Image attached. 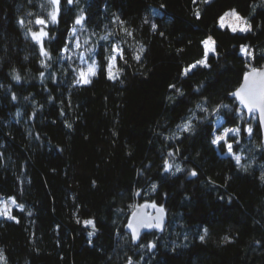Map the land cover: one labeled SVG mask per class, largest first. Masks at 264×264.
I'll use <instances>...</instances> for the list:
<instances>
[{"label": "trees", "instance_id": "obj_1", "mask_svg": "<svg viewBox=\"0 0 264 264\" xmlns=\"http://www.w3.org/2000/svg\"><path fill=\"white\" fill-rule=\"evenodd\" d=\"M51 10L47 0H0V199L23 205L15 220L0 217V264H264L262 129L232 95L264 68V0H61L45 29L48 59L28 29ZM229 10L251 30L221 28ZM73 27L94 49L90 84L76 83L61 51ZM208 38L209 66L184 75ZM113 46L123 59L109 79ZM228 128L241 132L240 165L211 143ZM148 203L167 225L135 243L126 226Z\"/></svg>", "mask_w": 264, "mask_h": 264}, {"label": "snow or ice", "instance_id": "obj_2", "mask_svg": "<svg viewBox=\"0 0 264 264\" xmlns=\"http://www.w3.org/2000/svg\"><path fill=\"white\" fill-rule=\"evenodd\" d=\"M47 2L52 6V10L50 12H48L47 14V19L44 17H37L35 19V23L37 25H41L42 27L39 29V31H32V29H28V32L30 33L32 39L34 41H36V43L39 45V50H40V54L42 56L47 57L48 59H51V55L50 53L45 49L44 47V38L47 37L49 34L47 31H45V29L48 27L49 24H56L58 23L59 20V14H60V7H61V0H47ZM66 2L68 4H73L74 0H66ZM204 2L208 3L210 2V0H204ZM41 7H43V5H41ZM197 17H199V12L196 13ZM226 16H233L235 17L236 21H242L243 18L239 16V14L235 11L232 10L230 13H225L224 17L220 18V24L221 27H224V18ZM84 16L81 15L79 16L75 23L76 24H82L84 22ZM19 23L22 26H25V21L23 19H21L19 21ZM28 23H32V21H29ZM244 24H246V22H244ZM155 27V25L153 26ZM231 30L233 32H236L237 30L241 31V32H246V31H250L251 30V25H247V26H242L240 23H236V24H232L230 25ZM75 27H73L72 32L73 34H75ZM127 31V30H125ZM128 35H131V33H127ZM102 39L107 40L108 37H102ZM211 42V44L213 45V47L209 48V43ZM205 47H206V53H205V59L198 61L197 64L203 65L204 67H208L209 65L207 64L206 60H207V53L208 51H211L213 53H215V47L214 41H211V38H209V40H206L203 42ZM76 46L80 47L79 41H76ZM242 52H244L246 55H251V53H249L247 51L246 48H244L242 46ZM62 52H68L69 49L67 47L63 48L61 50ZM89 51H92L91 49ZM141 51H143V49H141ZM117 57H119L120 59H123V50L120 49L117 46H113L112 48V54L108 56V64L106 66V72L108 74V78L109 79H116L118 76V73L120 71L119 67L117 66ZM81 59H83V57H81ZM89 59H91V57H89ZM136 59H139V56L136 57ZM42 64H44V61L41 62ZM44 66H47L46 64H44ZM197 67L196 64L191 65L188 69H186L184 71V75H187L189 71H191L192 68ZM97 68L98 65L96 64L95 61H93L91 64H89L88 68L85 69H78V79H76V83L77 84H90L91 81V77H94L97 75ZM43 76V73L41 74ZM252 76L253 79L251 81V84L249 85V77ZM13 79L19 81L21 79L20 75L18 73H16L13 76ZM170 87H175L174 85H171ZM233 96L238 97L240 100V103L244 105V107L247 109V112L249 115L255 113V112H259L261 115V122L264 123V72H259L257 69L253 68L251 73H247L245 75V86L242 87L241 89H239L238 91L232 93ZM12 99L15 100L16 96L13 94L12 95ZM197 107L199 108L200 105H197ZM223 107H228L227 105H224ZM202 111H207V109H201ZM237 115H242L241 113H237ZM70 127V125H69ZM181 130L188 132L192 130V122L191 120H187L182 126H181ZM245 131L247 132V134L249 136L252 135L253 133V129L251 127H248L245 129ZM240 133V129L239 128H235V129H226L222 135H217L215 136L212 140L211 143L213 145H217L220 146L223 142V145L227 148L228 153L232 154L237 165L241 164V157L239 155H235L233 153V146L232 143L228 142V136L229 134H231L232 136L236 137L239 136ZM171 155V154H170ZM165 171H172L173 169V165L168 163L167 161L165 162ZM175 171L176 172H180L182 171V169L179 167V165H175ZM190 175L192 176H196L197 173L193 170L191 171ZM262 179H264V177H262ZM12 203L16 204L15 199H12ZM154 206V205H153ZM17 207H19L21 210H23V205H17ZM160 212L163 213L164 209L161 208ZM0 215H5L8 216L9 219H13L15 220L16 218L14 216H11L9 211H8V204L4 203L3 204V210L0 211ZM85 225H91L93 228H95V224L92 220H87L84 221ZM128 227L130 229H132V233H133V239L135 240H139L140 239V229L141 228H160L161 225L160 223H156L153 224L151 222H145V221H139L135 226L132 224H129ZM205 232H207V230L205 229ZM201 240L204 239L203 236L200 237ZM148 247H155V244L150 243L149 245H147ZM0 259H3V254H2V250H0ZM129 264H131V260H129Z\"/></svg>", "mask_w": 264, "mask_h": 264}, {"label": "rangeland", "instance_id": "obj_3", "mask_svg": "<svg viewBox=\"0 0 264 264\" xmlns=\"http://www.w3.org/2000/svg\"><path fill=\"white\" fill-rule=\"evenodd\" d=\"M210 1H212V0H210ZM232 10H229V11H227L226 13H230ZM240 17H242L241 15H239ZM222 17H224V15L222 16ZM243 18V20L242 21H236L235 20V17H233V16H226L225 18H224V27H221V24H220V19H219V21H218V24H219V26L221 27V28H228V29H230L231 30V27H230V25H232V24H236V23H240L242 26H247V25H250L249 24V22H248V19L247 18H244V17H242ZM244 22H246V24H244ZM78 30H80V29H77L76 31H75V34L73 35V40L71 41V46H70V50H69V58H70V60H71V62H73L74 64H75V68L78 70V69H87L88 68V66H89V64H91L93 61H94V58H93V52H94V49H93V47H90V48H87V41L85 40V39H83L82 37H81V34L79 33V31ZM232 31V30H231ZM236 32H239V33H247V32H249V31H246V32H241V31H239V30H237ZM207 40H209V38L207 39ZM76 41H79V44H80V47H77L76 46ZM211 41H214L212 38H211ZM209 48H211V47H213V45L211 44V42L209 43V46H208ZM214 47H215V44H214ZM216 48V47H215ZM244 48H246V47H244ZM92 50V51H89V50ZM242 49V48H241ZM247 49V48H246ZM206 47H205V53H206ZM241 53L243 54V55H246L244 52H242V50H241ZM211 54H215V53H213V52H211V51H208V53H207V59H208V57L211 55ZM81 57H83V59H81ZM89 57H91V59H89ZM117 59H118V57H117ZM205 59V58H204ZM206 62H207V60H206ZM196 65H200V64H196ZM194 68H192L191 69V71L193 70ZM92 78V77H91ZM253 117H255V116H253ZM228 129H235V128H228ZM226 129H224L220 134H218V135H222L223 134V132L225 131ZM240 134H241V132L239 133V136H236V137H234V136H232L231 134H229V136H228V142L229 143H232V146H233V153L235 154V155H239V154H237V153H235V151H234V146L236 145V144H238V142H239V137H240ZM234 138V139H233ZM236 138V139H235ZM223 143V142H222ZM226 150H227V148H226ZM226 155L227 156H230V157H232L233 159H234V157H233V155L232 154H230V153H228V151L226 152ZM240 157H241V155H239ZM235 160V159H234ZM12 197H9V198H1L0 199V211H2L3 210V204L4 203H7L8 204V211H9V213H10V215L11 216H13L12 215V210H13V208H15V207H17V203L16 204H13L12 203ZM0 217H6V218H8V216H5V215H0Z\"/></svg>", "mask_w": 264, "mask_h": 264}, {"label": "water", "instance_id": "obj_4", "mask_svg": "<svg viewBox=\"0 0 264 264\" xmlns=\"http://www.w3.org/2000/svg\"><path fill=\"white\" fill-rule=\"evenodd\" d=\"M259 72H264V68L262 69H258ZM248 73H251V71H249ZM253 77L250 76L249 77V85L251 84V81H252ZM245 86V76L243 78V81L240 85V87L237 89V91L239 89H241L242 87ZM234 99L236 100V102L238 103V105L240 107H242L244 113L246 114V116L248 118H252L253 116H256L259 120V123H260V126H261V129H262V146H263V151H264V123L261 122V115L259 112H255L251 115L248 114L247 112V109L244 107L243 104L240 103V100L238 97H235L233 96ZM154 204H145V205H142L138 208H136V210L131 214L130 218H129V221L127 223V226H126V230L127 232L133 237V233H132V229H130L128 227L129 224H132V225H136L139 221H145V222H151L153 224H156V223H160L161 227L160 228H156V227H153V228H141L140 229V237L142 236L143 233L145 232H149V231H154V230H157L159 232H164L165 228H166V225H167V218H166V213L165 211L163 213L160 212V209L161 207L160 206H157V205H154ZM138 240H135L134 239V242L136 243ZM153 249V247H152Z\"/></svg>", "mask_w": 264, "mask_h": 264}]
</instances>
